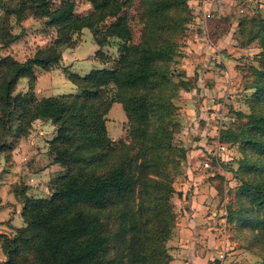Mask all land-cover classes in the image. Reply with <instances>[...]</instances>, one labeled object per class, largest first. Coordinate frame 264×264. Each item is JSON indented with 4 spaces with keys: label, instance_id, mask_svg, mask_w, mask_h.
Segmentation results:
<instances>
[{
    "label": "trees",
    "instance_id": "16d2710c",
    "mask_svg": "<svg viewBox=\"0 0 264 264\" xmlns=\"http://www.w3.org/2000/svg\"><path fill=\"white\" fill-rule=\"evenodd\" d=\"M87 1L92 9L84 15L74 13L73 1L56 8H50L48 0L2 5L0 46L18 38L7 27L10 15L20 20L26 10L45 17V25L58 27L60 34L99 26L104 35L98 38L99 45L106 37L119 38L123 44L110 67L91 68L83 75L66 71L75 92L40 98L33 90L34 68L48 69L60 60L62 37L23 61L0 55L2 135L16 139L27 133L33 120H49L55 133L47 153L52 162L65 167L50 180L46 196L28 194L25 183L11 187L24 224L11 234L0 233L5 255L0 264H170L171 254L163 243L176 220L169 201L172 187L154 176L163 151L171 156L169 150L174 149L172 129L163 123L170 102L161 96L167 80L161 66L174 50L167 35L179 0H138L142 28L137 42L131 40L127 0ZM255 24V36L264 44V18ZM96 54L108 59L98 50ZM254 73L248 120L238 129H224L222 139L240 142L245 156L238 161L239 185L227 205V220L264 243V61ZM21 77H27L28 88L14 93ZM115 101L121 102L128 118L129 142L107 135L104 114ZM11 145L12 140H5L0 150ZM176 152L185 153L173 152L170 162ZM241 170L251 176H242ZM208 181L220 191L226 178L213 173Z\"/></svg>",
    "mask_w": 264,
    "mask_h": 264
},
{
    "label": "rangeland",
    "instance_id": "374dc122",
    "mask_svg": "<svg viewBox=\"0 0 264 264\" xmlns=\"http://www.w3.org/2000/svg\"><path fill=\"white\" fill-rule=\"evenodd\" d=\"M48 1L50 8L73 1L76 15L87 14L92 9L87 0ZM18 2L0 0V15L4 13L2 5L13 7ZM138 2L127 0L126 5L133 42L139 41L142 28ZM173 16L178 23L171 21L167 37L174 50L161 66L167 75L161 96L170 102V111L163 112V123L172 129L171 156L177 150L185 153L176 152L170 162L171 156L165 149L154 176L172 187L169 201L176 213L175 225L163 244L170 252L174 243H184L178 233V223L188 219L195 189H201L209 174L219 173L226 178V183L206 205L207 214L212 211L218 214L213 218L208 216L212 224L208 233L203 234L201 243H214L213 240L226 243L224 254L229 264H264V243L256 242L250 231L237 229L227 220V205L233 198V188L239 185L235 179L238 161L245 156L240 142L222 139L224 129H238L251 112L249 97L255 91L251 86L256 78L254 69L262 68L264 61V44L255 36V21L264 18V0H185V3L179 0ZM45 20L33 10H26L20 20L12 13L7 27L18 38L0 46V55L11 54L23 61L38 48L52 45L62 37L60 60L48 69L34 68L33 90L37 98L75 92L76 87L68 80L66 71L83 75L91 68L110 67L120 54L123 43L119 38L106 37L102 45L97 43L98 38H104L99 26L60 34L58 27L46 26ZM97 50L108 59L101 60ZM27 88V77H21L14 93ZM239 112L243 113L241 117ZM104 120L109 138L130 141L129 121L121 102L111 104ZM54 133L55 126L49 120L40 119L33 120L27 133L16 139L2 135L0 128V145L12 140L11 147L0 150V186H3L0 191L4 199L11 195L8 194L12 192L11 187L20 183L27 184L30 195L50 193V180L65 171V167L52 162L47 153L48 141ZM89 137L94 141L91 132ZM240 174L246 178L251 176L243 170ZM11 199L17 204V198ZM8 232L11 234L14 230ZM0 255L5 258L1 239ZM222 259L220 256L217 261Z\"/></svg>",
    "mask_w": 264,
    "mask_h": 264
},
{
    "label": "crops",
    "instance_id": "0c3cea01",
    "mask_svg": "<svg viewBox=\"0 0 264 264\" xmlns=\"http://www.w3.org/2000/svg\"><path fill=\"white\" fill-rule=\"evenodd\" d=\"M73 85L70 87L71 91L74 90L75 85L74 87ZM201 185L200 190L195 189L196 195H192L190 206L192 210L188 219L178 223V233H180L181 241H184V243H174L172 245L170 264H213L220 256L223 258L222 264H229L224 254L227 249L226 243H216L218 242L216 240H213L214 243H201L203 242V236H205L203 234L208 233L209 226L212 224L207 218L209 215L213 218L216 213L212 211L211 214H207L209 207L206 205L208 202L213 201V197L217 192L209 183L208 178ZM1 187L3 188V186H0V189H2ZM202 190H205V192H202ZM8 194H11L10 196L14 198L12 192ZM2 196L0 191V233H9L8 231H13L14 227L24 224L20 214L21 204L16 199L17 204H14L15 201L10 196H7L6 199ZM4 202L6 203L4 204ZM2 259L3 257L0 255V260Z\"/></svg>",
    "mask_w": 264,
    "mask_h": 264
},
{
    "label": "built area",
    "instance_id": "2783aa9c",
    "mask_svg": "<svg viewBox=\"0 0 264 264\" xmlns=\"http://www.w3.org/2000/svg\"><path fill=\"white\" fill-rule=\"evenodd\" d=\"M213 264H222V262L221 261H216Z\"/></svg>",
    "mask_w": 264,
    "mask_h": 264
}]
</instances>
